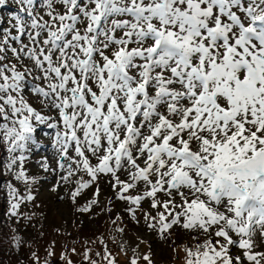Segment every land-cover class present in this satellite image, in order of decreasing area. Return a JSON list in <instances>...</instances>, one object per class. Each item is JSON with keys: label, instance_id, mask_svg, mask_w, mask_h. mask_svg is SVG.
<instances>
[{"label": "snow or ice", "instance_id": "6c2138e0", "mask_svg": "<svg viewBox=\"0 0 264 264\" xmlns=\"http://www.w3.org/2000/svg\"><path fill=\"white\" fill-rule=\"evenodd\" d=\"M15 3L0 29L6 171L35 183L25 163L45 126L61 180L89 178L76 181L73 202L110 174L118 199L161 209L145 219L162 238L177 225L193 233L185 264H264V0ZM141 183L142 195H125ZM7 188L17 216L34 197ZM102 259L117 264L106 247Z\"/></svg>", "mask_w": 264, "mask_h": 264}, {"label": "rangeland", "instance_id": "374dc122", "mask_svg": "<svg viewBox=\"0 0 264 264\" xmlns=\"http://www.w3.org/2000/svg\"><path fill=\"white\" fill-rule=\"evenodd\" d=\"M15 2V0H7ZM12 12L13 10H9ZM11 15L8 16L10 18ZM39 83V82H37ZM28 91V89H26ZM34 103L37 104L38 102ZM37 144L33 146L29 158L25 163V169L28 176L35 180V183L24 184L22 181L14 179V173H8L6 181L2 182L0 188V198H9L7 185L9 183L17 187L22 196L31 194L32 201H24L22 204L26 214H33L32 222L42 224L43 230L47 234L52 229H60L65 233L73 234L76 229L86 232H94L97 236L105 235L113 245V251L116 253L126 254V259L117 260V264H130L129 259H137L141 264H147L143 259L149 256L152 264H185L184 247H194L195 241L191 239L193 233L183 230L181 227L174 226L162 238L157 229L149 227V220L145 219V213L152 216L161 209H152L151 201L143 200L139 207L130 204L126 200L117 198L118 188H114L115 183L110 174H99L95 182L91 183L88 189H85L77 197L76 202L71 199V192L76 187V181L83 177L89 179L83 172L70 179L69 182L61 180L65 172L58 168L57 161L59 154L54 146L55 130L41 126L37 132ZM7 162V153L0 149ZM47 162L48 170L42 166ZM97 163L95 158L91 161ZM5 168V167H4ZM121 180H128L129 177L124 170L117 173ZM99 189V196L95 193ZM143 185L138 184L136 188L130 189L125 195H142ZM93 199L97 200L96 204L91 206V210L82 212L79 209L88 206ZM158 200L166 199L163 193L157 195ZM5 201H3V206ZM135 208V218L129 209ZM36 216H35V215ZM86 229V230H85ZM123 229V231H118ZM80 233L77 232L75 235ZM264 250V245L256 249ZM234 254H239L242 250L238 247L232 249ZM80 250L78 253L71 251L67 256L65 263L61 260H53L54 264H67L68 260L72 264H89L80 259ZM122 255H119L121 257ZM247 264V262H245Z\"/></svg>", "mask_w": 264, "mask_h": 264}, {"label": "trees", "instance_id": "16d2710c", "mask_svg": "<svg viewBox=\"0 0 264 264\" xmlns=\"http://www.w3.org/2000/svg\"><path fill=\"white\" fill-rule=\"evenodd\" d=\"M12 8L17 9L18 5ZM7 13L6 6L0 7V19L3 20V23H0V29L8 27ZM5 164V156L0 151V188L1 181L7 180ZM3 201H5L4 206ZM32 219L33 214H26L22 204L18 215L12 216L10 214V199L1 196L0 264H33V253L39 256L41 264H44L45 260L48 264H54L53 260L56 259L65 263L68 255L78 253L79 250L81 251L79 256L81 260L89 264H92V261H95L96 264H107V261L102 259L105 247L116 261L124 258L122 253L113 251V245L105 235L99 237L94 232L89 233L84 229L80 230V228L76 229L73 234L65 233L60 229H52L47 234V230H43L44 228L41 227L42 224L38 222L34 224ZM79 231L80 233L75 235ZM17 238L19 244H17ZM71 251L75 253H71ZM49 252L52 255H49ZM97 253L100 255L98 256ZM119 255L122 256L119 257Z\"/></svg>", "mask_w": 264, "mask_h": 264}]
</instances>
